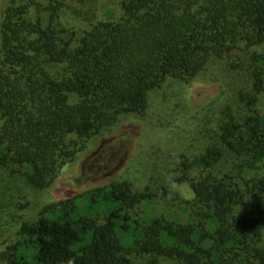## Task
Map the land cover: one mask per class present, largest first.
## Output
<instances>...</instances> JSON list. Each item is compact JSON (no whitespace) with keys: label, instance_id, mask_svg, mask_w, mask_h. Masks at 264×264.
Instances as JSON below:
<instances>
[{"label":"trees","instance_id":"trees-1","mask_svg":"<svg viewBox=\"0 0 264 264\" xmlns=\"http://www.w3.org/2000/svg\"><path fill=\"white\" fill-rule=\"evenodd\" d=\"M24 11L10 6L0 22V166L35 188L72 159L69 135L143 112L167 78L205 80L220 59L224 96L205 146L175 170L198 171L182 215L148 211V185H98L22 222L0 264H264V0H122L117 19L74 35Z\"/></svg>","mask_w":264,"mask_h":264},{"label":"rangeland","instance_id":"rangeland-1","mask_svg":"<svg viewBox=\"0 0 264 264\" xmlns=\"http://www.w3.org/2000/svg\"><path fill=\"white\" fill-rule=\"evenodd\" d=\"M121 1L0 0V22L8 7L24 6L23 16L29 21L39 20L45 26L53 14V24L60 34H81L95 19H117ZM222 68V61L213 59L205 68V80L167 78L150 91L143 112L121 116L115 124L88 138L69 135L73 157L58 168L44 188L29 185L14 166H0V255L20 224L36 220L47 205L115 181L127 180L136 189L150 186L157 196L148 211L172 218L175 208L182 215L176 206L192 198L189 178L196 177L198 171L189 167L185 178L175 180L182 174L175 170L184 156L196 155L205 146L201 131L213 126L214 122L211 125L206 120L215 118L210 110L215 112L224 96ZM238 175L247 179L255 172Z\"/></svg>","mask_w":264,"mask_h":264},{"label":"clouds","instance_id":"clouds-1","mask_svg":"<svg viewBox=\"0 0 264 264\" xmlns=\"http://www.w3.org/2000/svg\"><path fill=\"white\" fill-rule=\"evenodd\" d=\"M68 264H74L73 260L70 259V260L68 261Z\"/></svg>","mask_w":264,"mask_h":264}]
</instances>
